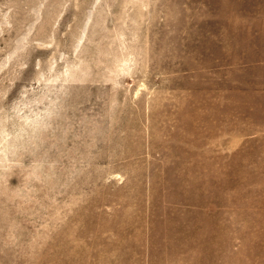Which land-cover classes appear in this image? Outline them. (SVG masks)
<instances>
[{
    "label": "rangeland",
    "instance_id": "obj_1",
    "mask_svg": "<svg viewBox=\"0 0 264 264\" xmlns=\"http://www.w3.org/2000/svg\"><path fill=\"white\" fill-rule=\"evenodd\" d=\"M0 264H264V0H0Z\"/></svg>",
    "mask_w": 264,
    "mask_h": 264
}]
</instances>
